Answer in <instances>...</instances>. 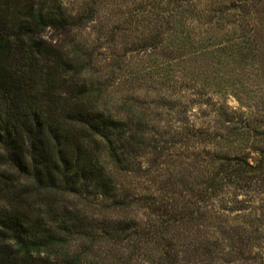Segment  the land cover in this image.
I'll list each match as a JSON object with an SVG mask.
<instances>
[{
	"label": "rangeland",
	"instance_id": "374dc122",
	"mask_svg": "<svg viewBox=\"0 0 264 264\" xmlns=\"http://www.w3.org/2000/svg\"><path fill=\"white\" fill-rule=\"evenodd\" d=\"M48 1L96 8L79 30L80 83L100 88L99 109L135 113L146 132L122 173L90 142L112 191L22 178L0 206L56 232L57 253L77 264H264V0ZM168 18L177 33L153 49L154 24L164 31ZM43 37L63 40L49 27ZM175 201L193 202L194 224ZM46 254L40 262L65 264Z\"/></svg>",
	"mask_w": 264,
	"mask_h": 264
},
{
	"label": "trees",
	"instance_id": "16d2710c",
	"mask_svg": "<svg viewBox=\"0 0 264 264\" xmlns=\"http://www.w3.org/2000/svg\"><path fill=\"white\" fill-rule=\"evenodd\" d=\"M95 12L92 4L71 11L48 0H0V158L9 161L0 167V199L8 202L16 191H10L7 182L22 178L35 179L44 188H53L58 179L73 184L89 180L112 191L111 174L92 156L90 142H102L121 173L130 154L142 146V119L123 111L105 113L96 103L100 88L92 81L80 83L82 53L88 50L79 30ZM156 24L150 37L153 49L162 44L165 31L177 33L170 18L164 21V31L162 23ZM46 27L63 40L49 42L43 37ZM29 153L34 163L26 159ZM247 166L249 173L258 168ZM177 203L170 207L184 208V222L194 224L193 202ZM23 220L17 210L0 206V264H49L38 259L43 251L47 257L63 254L65 264H77L57 253L56 232Z\"/></svg>",
	"mask_w": 264,
	"mask_h": 264
}]
</instances>
